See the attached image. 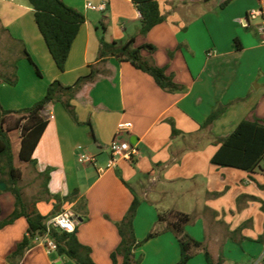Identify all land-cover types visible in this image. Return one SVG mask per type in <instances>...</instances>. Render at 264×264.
<instances>
[{"label":"crops","instance_id":"1","mask_svg":"<svg viewBox=\"0 0 264 264\" xmlns=\"http://www.w3.org/2000/svg\"><path fill=\"white\" fill-rule=\"evenodd\" d=\"M63 1L80 11L85 23L65 72H60L28 0H0V68L11 78L16 63L18 78L16 85L0 80L5 110L32 107L53 82L72 86L93 65L107 71L76 93L72 104L80 124L60 103L43 110L49 125L34 153L35 171L43 182L42 175L50 173L47 188L42 186L40 196L27 202L44 217L72 210L79 219L76 237L91 249L95 264H114L111 257L121 243L116 224L127 215L135 195L143 201L135 234L145 216V225H154L180 258L177 238L166 222L159 223V215L193 216L186 233L208 248L214 264H248L259 255L263 259L264 169L248 173L211 162L222 140L242 121L264 122V44L258 22L248 20L259 0H159L166 20L146 36L140 35L141 15L132 0ZM90 4H105L106 10ZM102 25L107 43L135 37L137 47L155 46L154 54L144 50L143 57L165 69L181 90H162L149 74L127 62L112 58L99 63L97 28ZM221 108L222 114L206 126ZM123 124L130 126L121 131ZM116 140L136 147L138 155L133 161L120 158L108 169ZM19 149L20 144L16 154ZM86 152L96 157L94 165L79 163V155ZM15 210V196L0 181V224ZM28 230L25 217L0 227V264H75L41 245L21 259L12 258ZM118 261L122 264L123 258L118 256Z\"/></svg>","mask_w":264,"mask_h":264},{"label":"trees","instance_id":"2","mask_svg":"<svg viewBox=\"0 0 264 264\" xmlns=\"http://www.w3.org/2000/svg\"><path fill=\"white\" fill-rule=\"evenodd\" d=\"M34 10L35 20L41 35L50 51V54L60 72H65L69 54L81 27L85 23V16L78 10L68 6L63 0H28ZM141 15L140 35L146 36L152 29L163 23L166 18L161 12L159 0H132ZM106 28L104 25L97 28L100 39V50L98 61L105 64L109 59H116L118 62L130 63L137 70L149 74L164 91L174 93L181 88L175 83L173 77L166 74L165 69L158 67L152 58H144L142 51L150 54L156 52V47L146 44L142 47L136 46L135 37L126 42L107 43L104 35ZM237 48L238 40H236ZM24 55L33 65L38 75L40 71L33 63L28 53L24 50ZM13 76L4 77L0 73V80L10 85H16L17 65L13 64ZM89 75L81 77L74 85L64 86L61 82H53L47 90L43 99L35 103L32 107L22 111L5 110L0 103V181L6 185V190L11 192L16 198V210L12 216L4 223L12 224L20 217H25L29 224L28 234L25 240L19 244L17 251L12 258L21 259L25 253L35 246V239L47 233V222L56 214L44 217L34 206L26 202L23 197L20 183L23 178L22 169L16 164L17 161L23 165H31L34 168L37 161L34 158L35 150L49 125V121L42 116L43 110L49 104L60 103L63 105L70 117L80 124L75 107L72 101L84 85L93 83L100 74H107L106 70L90 67ZM223 112L219 109L207 120L206 126L215 121ZM18 115L19 118L12 120ZM173 125V135L179 131ZM20 132V149L15 153L14 142L11 134ZM91 136L95 140L94 131ZM212 164L222 168H233L248 173H254L257 169H264V122L261 120L242 121L238 127L228 137L222 140L221 146L212 158ZM50 170L42 175L44 178V189L47 188L48 175ZM129 187V185L124 182ZM140 199L136 197L125 218L117 223V228L121 237V243L115 253L112 254L114 264H119L118 256L123 258L122 264H139L135 261V251L143 246L136 238L134 222L140 206ZM170 217L173 219L169 221ZM190 215L181 212H171L166 215H159V223L166 222L167 229L172 231L177 238L181 258L178 264H188L192 259V250L203 249L205 259L208 264H214L212 256L203 243L195 240L186 233V226L191 222ZM57 245V253L66 255L75 264H95L91 257V249L82 245L76 234L53 229L50 233ZM159 232L148 235L146 241L157 236Z\"/></svg>","mask_w":264,"mask_h":264},{"label":"rangeland","instance_id":"3","mask_svg":"<svg viewBox=\"0 0 264 264\" xmlns=\"http://www.w3.org/2000/svg\"><path fill=\"white\" fill-rule=\"evenodd\" d=\"M0 44H2V42H0ZM3 72V69L0 68L1 75H3L4 77H9L7 74H3ZM18 118L19 116L15 115L12 117V120L14 121ZM11 138L14 142V148L16 151L19 148L20 144V132L12 133ZM86 153L90 154L89 152ZM16 164L22 169L23 178L20 183V187L22 188L23 197L25 198L26 202L30 198H36L40 196V192L42 191V186L44 182L43 179H38L35 168L31 165H23L19 161H17ZM140 202H143L142 199H140ZM27 203H30V201ZM154 206H156V204H154ZM168 220L172 221L173 219L170 217V219ZM145 221V216L140 217V223L139 227L137 228L138 233L136 234V238L139 242H143L144 244L142 247L138 248L135 251V261L139 262V264H178L180 262V252L175 251L173 247H171V244L169 245L164 242L160 238V236L146 241L149 234L158 231L157 228L154 227V225L146 226ZM193 222L195 221L193 220L192 223ZM189 227H191L190 224L186 226V228ZM198 230L199 228L195 229L196 232H198ZM191 254L192 259L188 264H208L205 259L203 249H194L192 250ZM248 264H264V258L261 259L260 255L253 256V260L250 261Z\"/></svg>","mask_w":264,"mask_h":264},{"label":"built area","instance_id":"4","mask_svg":"<svg viewBox=\"0 0 264 264\" xmlns=\"http://www.w3.org/2000/svg\"><path fill=\"white\" fill-rule=\"evenodd\" d=\"M89 7L98 11L106 10L105 4L99 7H93L90 4ZM248 20L258 22L257 32L264 44V0H259V7L248 13ZM209 56H212V52L209 53ZM129 126V124H123L120 126V130H127ZM110 150L111 159L108 163V169L114 167L117 160L120 158H126L133 161L138 155L136 147L127 142H120L118 140L112 143ZM79 163L82 165H94L96 163V157L91 154L84 153L79 155ZM99 171L104 172L103 169H99ZM78 224L79 219L75 216L72 210L63 211L47 222V233L43 236L37 237L34 241L35 245L43 246L49 254L55 253L57 251V245L50 235L51 231L56 229L68 234H74L77 230Z\"/></svg>","mask_w":264,"mask_h":264}]
</instances>
